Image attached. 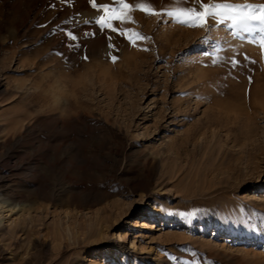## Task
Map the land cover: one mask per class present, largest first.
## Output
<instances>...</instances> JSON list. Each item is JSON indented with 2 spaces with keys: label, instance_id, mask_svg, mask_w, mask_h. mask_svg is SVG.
Listing matches in <instances>:
<instances>
[{
  "label": "rangeland",
  "instance_id": "rangeland-1",
  "mask_svg": "<svg viewBox=\"0 0 264 264\" xmlns=\"http://www.w3.org/2000/svg\"><path fill=\"white\" fill-rule=\"evenodd\" d=\"M257 5L0 0V264H264Z\"/></svg>",
  "mask_w": 264,
  "mask_h": 264
},
{
  "label": "snow or ice",
  "instance_id": "snow-or-ice-1",
  "mask_svg": "<svg viewBox=\"0 0 264 264\" xmlns=\"http://www.w3.org/2000/svg\"><path fill=\"white\" fill-rule=\"evenodd\" d=\"M195 3H202V0H194ZM101 7H105L102 5ZM206 8L208 6H205ZM220 6L218 5L217 8ZM225 8H234L239 7L236 5H224ZM245 8L250 7L248 5L244 6ZM253 7V13L251 15H240L239 17H233L232 23L233 25H238L243 31L248 32L250 34H254L253 39L255 40L256 36H259V39L264 40V14L262 15H256L257 12H261L264 10V5H257V6H251ZM193 10L189 9L188 12L191 13ZM201 13L196 12L195 13V19L201 18ZM206 18L204 20V23H207V20L210 18L212 20H215L217 16L223 17L224 13L219 11H208L206 12ZM185 23H190L192 26H203L202 24L197 25L193 22L192 19H189L187 21H183Z\"/></svg>",
  "mask_w": 264,
  "mask_h": 264
}]
</instances>
